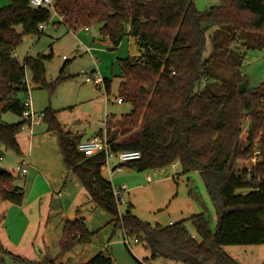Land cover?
<instances>
[{
  "label": "trees",
  "instance_id": "16d2710c",
  "mask_svg": "<svg viewBox=\"0 0 264 264\" xmlns=\"http://www.w3.org/2000/svg\"><path fill=\"white\" fill-rule=\"evenodd\" d=\"M9 2L0 7V161L4 150L22 155L17 136L28 123L23 118L26 73L30 70L34 83L48 87L46 61L51 59L27 56L22 63L15 50L24 34H42L53 10L33 7L29 0ZM54 11L61 17L55 24L65 23L73 31L99 25L101 39L115 49L127 37L136 39L140 53L120 59L118 89V98L132 108L120 118H107L110 148L140 151L138 160L121 165L138 171L164 169L176 162L183 174L198 171L217 209L218 224L212 230L204 213L167 226L142 221L130 208L120 215L114 187L102 175L105 153L79 152L78 135L66 131L56 111L46 108L44 120L48 131L59 136L67 168L79 177L94 204L115 217L116 227L145 243L150 260L240 264L225 246L264 244V83L240 92L246 81L239 74L241 52L232 58L237 75H217L218 67L210 64L232 43L264 48V0H221L205 11L197 9L195 0H56ZM18 26L23 27L22 34ZM213 27H218L211 35L214 51L206 57L207 33ZM67 77L71 76L59 75L49 88L54 90ZM110 84L104 80L107 96ZM8 112L22 119L5 122ZM253 156L256 162L251 167L237 168L238 160ZM0 199L18 205L24 201V191L5 168L0 171ZM187 220L200 240L188 230ZM92 236L85 218L78 217L64 223L59 245L67 252ZM6 257L14 264H63L48 256L28 259L0 244L1 264H6ZM85 264H113V258L101 251Z\"/></svg>",
  "mask_w": 264,
  "mask_h": 264
},
{
  "label": "rangeland",
  "instance_id": "374dc122",
  "mask_svg": "<svg viewBox=\"0 0 264 264\" xmlns=\"http://www.w3.org/2000/svg\"><path fill=\"white\" fill-rule=\"evenodd\" d=\"M220 2L221 0H195V5L198 10L205 11L218 6ZM9 3V0H0V7ZM56 21L58 17L53 11L51 21L44 26L41 35H23L15 55L22 63L27 56H51L46 61V85L51 86L61 74L71 76L51 90L49 86L34 83L32 72L27 70L33 110L39 114L46 108H51L56 111V117L66 131H81L87 136L104 128L107 117L114 120L130 112L131 104L118 102V89L122 81L120 59L134 56L139 47L133 38L127 37L115 49L110 42L101 39L99 25L91 27L90 31L85 28L73 31L65 23L56 25ZM217 28L213 27L207 33L206 57L213 54L215 41L211 35ZM17 31L22 34L23 27L18 26ZM79 46H95L96 49L102 47L104 53L94 51L91 56L89 52L78 50ZM223 46L228 45L223 42ZM261 47L246 49L240 42L232 43L227 47L229 50L216 54L210 65L215 69L218 67L217 75H237V67H233L232 58L239 56L241 52L243 64L239 74L245 77L246 87H258L264 83V48ZM95 67L102 78L111 83L109 99L104 83L97 85L93 80L87 79L91 77L90 72ZM244 119L249 120L246 116ZM3 120L12 123L19 120V117L8 112L3 115ZM247 128L246 123L242 133L243 140ZM19 140L30 164L38 169L39 175L33 184L28 182L29 174H22L16 169L21 156L10 149L4 150L0 166L12 173L15 185L25 191L27 205L32 206L28 205V212L25 214L18 209L20 205L0 199V244L12 253L28 259L41 260L48 256L63 264H85L101 251L113 258V264L153 261L149 259L150 252L145 243H135L134 236H128L131 246L126 245L123 241L125 232L116 227L115 217L90 199L79 177L65 164L58 134L48 131V124L44 119L40 124L25 125L19 134ZM255 158L240 159L236 166L240 170L251 167L256 162ZM114 164L116 160H110V165ZM120 168L110 170L106 167L105 170L107 176L114 173L112 178L108 177L114 188L121 185L128 187V190L121 193L124 201L119 204L120 215L130 208L142 221L167 226L170 221L179 222L194 214L204 213L210 219L212 230L216 229L218 212L198 171L183 174L179 162L158 170L138 171L128 166ZM147 175H151L152 181L147 179ZM59 190L63 196L58 194ZM42 193H48V197L42 198ZM30 207L34 210L33 214ZM68 215L85 218L87 228L93 236L89 242L78 243L70 251L63 252L59 241ZM185 224L191 234L200 240L192 223L187 220ZM44 229L47 231L46 236ZM225 250L240 264H264V244L228 245ZM155 262L183 264L164 258H158ZM6 264L14 263L6 257Z\"/></svg>",
  "mask_w": 264,
  "mask_h": 264
},
{
  "label": "built area",
  "instance_id": "2783aa9c",
  "mask_svg": "<svg viewBox=\"0 0 264 264\" xmlns=\"http://www.w3.org/2000/svg\"><path fill=\"white\" fill-rule=\"evenodd\" d=\"M55 1L56 0H29V3L31 6L33 7H47L50 8L54 11V5H55ZM55 12V11H54ZM55 14L57 15L58 18L61 19V17L55 12ZM44 27V26H42ZM88 29V28H85ZM78 50L82 51V52H89L90 54H92V49L90 47H86V48H81L80 46L78 47ZM65 57V56H64ZM96 67L95 69L91 70V77H88V80H93L95 82V84L99 85L104 83L102 81V79L100 78V76L98 75L97 71H96ZM25 82L27 84L28 87V91H27V96L25 97L23 103H24V112H23V118L25 120L28 121L27 124H29L30 126H32L33 124H40L44 117L45 114L44 112L41 113H36L33 110V104H32V100L30 97V86L27 80V74L25 77ZM105 88V85H104ZM118 102H123L122 98H118ZM107 121V120H106ZM106 121H105V126L102 130L101 133H96L93 137H91L90 139L86 140V141H80L77 144V149L79 152L85 153L88 156L94 155L96 153L99 152H104L105 156H106V160L105 163L103 165L102 168H110V160H116V166L111 169V170H120L122 167V164L134 161V160H138L141 157V152L138 150H123V151H112L110 148V134L108 133L107 129H106ZM26 124V125H27ZM24 128V127H23ZM258 155L260 154V151L256 152ZM1 159H3V157H1ZM256 160V158H255ZM17 171L22 173V174H27L28 169H29V161L28 159H25L23 161H21L20 163L17 164L16 167ZM148 179H150V176H148ZM128 190V187L126 185H121L119 188H114L113 192H114V196L115 199L117 201V204L119 206L120 202L124 201L122 200V195L121 193L123 191ZM174 222H169V225H172ZM124 243L128 246H131V241L129 239V235L128 234H124ZM133 241L135 243H138L139 240L137 237H134ZM142 264H157L155 261H143L141 260Z\"/></svg>",
  "mask_w": 264,
  "mask_h": 264
},
{
  "label": "crops",
  "instance_id": "0c3cea01",
  "mask_svg": "<svg viewBox=\"0 0 264 264\" xmlns=\"http://www.w3.org/2000/svg\"><path fill=\"white\" fill-rule=\"evenodd\" d=\"M57 22V21H56ZM55 23V22H54ZM56 25H58V24H56ZM90 29L91 28H88V29H86L87 31H90ZM85 30V31H86ZM129 38V37H128ZM130 38H133V37H130ZM134 40H135V42H136V39L135 38H133ZM104 41H106V40H104ZM106 42H108L109 43V41H106ZM137 43V42H136ZM111 44V43H110ZM121 45V44H120ZM138 45V44H137ZM120 47V46H119ZM139 47V46H138ZM91 49H92V52H94V51H97V52H101V53H104V51H102L101 49H102V47H98L97 49H96V47L94 46V47H90ZM139 53H140V49H138V51L136 52V54H134V56H138L139 55ZM91 56H92V54H91ZM95 69V68H94ZM96 71H97V73H98V75L100 76V78L102 79V81L104 82V79L102 78V76H101V74H100V72H99V70H98V68L96 69ZM110 93H111V90H110ZM106 96H107V94H106ZM108 99H109V96H108ZM108 118V117H107ZM22 118L21 117H19V120H21ZM19 120H17V121H19ZM16 122V121H15ZM101 129H103V128H101ZM101 129H99V130H96L95 132H93L92 134H89V135H85L86 133L84 132V133H81V131H75V132H72V131H69V132H72L73 134H77L78 135V138H79V142L80 141H86V140H88V139H90L91 137H93L96 133H98ZM20 134V133H19ZM19 134H18V136H17V138H18V142H19V144H20V147H21V151H22V155H21V161H23V160H25V159H28V161H29V158H27V156H26V154H25V151L22 149V144L20 143V140H19ZM33 143V142H32ZM30 144H31V142H30ZM116 166V164H114V165H112V166H110V170L111 169H113L114 167ZM105 170H107L106 168H102V175H103V177L105 178V179H107L108 180V177L109 178H112V175L114 174V173H110V176H107L106 174H105ZM131 172H132V170H131ZM27 174H29V176H28V179H29V181L28 182H30V183H32L33 184V182H34V180L36 179V177L39 175V172H38V169L36 168V167H34V166H32L31 164H30V161H29V169H28V172H27ZM26 174V175H27ZM148 176H150V179H148ZM147 179L148 180H150V181H152V177H151V175H147ZM110 181V180H109ZM111 182V181H110ZM112 183V182H111ZM66 185V184H65ZM24 194H25V191H24ZM58 194H60V195H62V193H61V191L59 190L58 191ZM42 195V198H45V197H48V193H42V194H40V196ZM89 195V194H88ZM63 196V195H62ZM90 197V196H89ZM27 199V198H26ZM91 199V198H90ZM27 202H28V200H25L24 199V201H23V203L20 205V208H18V209H20V210H22V211H24V213L26 214L27 212H28V205H27ZM29 206H32L31 204L29 205ZM27 208V209H26ZM30 210H31V212H32V214L34 213V210L32 209V207H30ZM39 211H40V209H39ZM51 211H52V209L50 210V212H49V214H51ZM46 215V214H45ZM72 216H74V215H68L67 217H66V221L67 220H73V219H75V218H78V217H76L77 215H75V217H72ZM171 222H173V221H171ZM47 227V226H46ZM43 233L45 234V236H46V233H47V231L44 229L43 230ZM9 250V249H8ZM147 258V257H146ZM32 260H35V259H32ZM39 260V259H38Z\"/></svg>",
  "mask_w": 264,
  "mask_h": 264
},
{
  "label": "water",
  "instance_id": "95a60500",
  "mask_svg": "<svg viewBox=\"0 0 264 264\" xmlns=\"http://www.w3.org/2000/svg\"><path fill=\"white\" fill-rule=\"evenodd\" d=\"M246 85H247V81H245L242 84H240V92L244 91V88L246 87ZM3 170H4V168L0 167V171H3Z\"/></svg>",
  "mask_w": 264,
  "mask_h": 264
}]
</instances>
